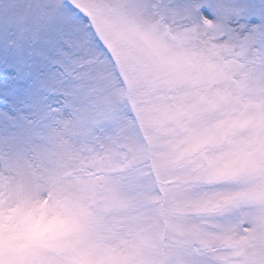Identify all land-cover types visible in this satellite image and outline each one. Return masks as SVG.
I'll use <instances>...</instances> for the list:
<instances>
[{
  "label": "rangeland",
  "instance_id": "1",
  "mask_svg": "<svg viewBox=\"0 0 264 264\" xmlns=\"http://www.w3.org/2000/svg\"><path fill=\"white\" fill-rule=\"evenodd\" d=\"M262 9L0 0V264H264Z\"/></svg>",
  "mask_w": 264,
  "mask_h": 264
},
{
  "label": "snow or ice",
  "instance_id": "2",
  "mask_svg": "<svg viewBox=\"0 0 264 264\" xmlns=\"http://www.w3.org/2000/svg\"><path fill=\"white\" fill-rule=\"evenodd\" d=\"M262 10H264V9H262ZM260 38H261V41L264 42V33H261ZM56 55L59 56L60 53L57 52ZM52 62H53V64H55V63H57V60H56L55 58H53V61H52ZM21 71H23V70H21ZM31 78H32V77H31V74L29 73V74L27 75L26 79H22V80H21V83H27V81H30Z\"/></svg>",
  "mask_w": 264,
  "mask_h": 264
}]
</instances>
